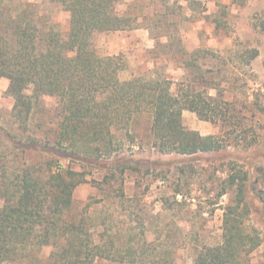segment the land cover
Returning <instances> with one entry per match:
<instances>
[{"label":"rangeland","instance_id":"374dc122","mask_svg":"<svg viewBox=\"0 0 264 264\" xmlns=\"http://www.w3.org/2000/svg\"><path fill=\"white\" fill-rule=\"evenodd\" d=\"M30 1L58 29H69L68 11L52 0ZM117 10L137 18L136 29H144L138 37L146 39L138 47L131 36L118 53L127 65L121 79L148 69L171 78L174 92L197 97L200 110L216 119H202L187 109L184 125L217 135L224 148L193 155L161 153L154 145L152 116L140 112L129 134L116 132L111 157L97 162L83 154L74 157L55 143L62 119L59 99L43 95L36 100L24 129L12 115L15 100L7 91L10 80L3 77L0 208L16 193L24 170L44 175L50 167H71L86 180L75 189L64 218L82 224L85 237L102 245L107 257L94 264H192L203 246L223 242L225 208L237 204L238 185L244 183L250 213L239 218L246 232L261 240L251 254L263 257L264 0H119ZM121 31L95 33L93 42L101 55H109L108 33L103 32L131 30ZM195 42L200 47L189 48ZM210 42L222 48H209ZM255 50L259 54L251 58ZM54 249L46 245L24 260L3 264H56Z\"/></svg>","mask_w":264,"mask_h":264},{"label":"trees","instance_id":"16d2710c","mask_svg":"<svg viewBox=\"0 0 264 264\" xmlns=\"http://www.w3.org/2000/svg\"><path fill=\"white\" fill-rule=\"evenodd\" d=\"M52 1L70 13L66 32L35 2L0 0V79L10 80L7 91L15 100L12 115L22 128L27 129L34 102L50 95L59 99L62 115L55 143L74 157L83 154L92 162L111 157L116 132L128 133L140 112L152 116L154 145L161 153L193 155L224 148L217 135L184 125L187 109L216 122L214 115L200 110L197 97L174 92L171 78L152 69L122 80L121 71L127 67L123 55L100 54L93 42L96 32L140 26L137 18L118 12L119 0ZM258 54L255 50L251 58ZM58 168L50 167L44 175L26 169L19 175L16 193L0 208V264L24 260L46 245L55 246L51 258L56 264H94L97 258L107 257L102 245H93L85 237L82 224L64 218L85 175L71 167ZM238 189L237 204L225 208L223 242L203 246L192 264H250L248 258L261 240L247 233L239 218L249 215L250 209L245 184ZM94 247L98 253L92 252Z\"/></svg>","mask_w":264,"mask_h":264},{"label":"crops","instance_id":"0c3cea01","mask_svg":"<svg viewBox=\"0 0 264 264\" xmlns=\"http://www.w3.org/2000/svg\"><path fill=\"white\" fill-rule=\"evenodd\" d=\"M144 31V29H134L131 30L130 32H125L126 34H120V35H115L114 32H103V33H108L109 37V42L107 44V49L106 53L109 55L113 54H118L121 50H123L125 47H127L130 44V37H134V44H136L138 47L142 45H146V39L138 36H142L144 33L141 31ZM122 33V31H120ZM114 34V35H112ZM221 44V43H220ZM218 43L210 42L208 43L209 48H222V45ZM150 47V46H149ZM200 43L195 42L193 46H189V48L195 49L199 48ZM264 252V250L262 251ZM250 264H264V256L262 255L258 256L256 252H253L251 254V262Z\"/></svg>","mask_w":264,"mask_h":264}]
</instances>
